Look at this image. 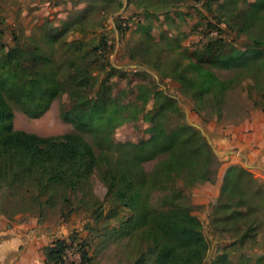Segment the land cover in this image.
Segmentation results:
<instances>
[{
  "label": "trees",
  "instance_id": "trees-1",
  "mask_svg": "<svg viewBox=\"0 0 264 264\" xmlns=\"http://www.w3.org/2000/svg\"><path fill=\"white\" fill-rule=\"evenodd\" d=\"M249 7L234 25L222 28L215 16L208 18V22L220 32L233 31L241 25L238 31L241 33L253 23L264 25V0H256ZM3 32L0 28V35ZM53 39L45 47L37 43L28 60L23 58L26 52L17 41L8 44V51L0 55V187L8 194L24 190L38 202L41 196L52 197L57 190L64 194L75 191L98 169L108 188L107 196L114 202L108 218H120L119 209L134 212L125 225L127 229H137L146 241V247L130 264H204L209 242L188 197L192 187L212 181L219 167L207 138L190 124H171L170 118L179 115L180 108L162 90L150 92L158 105L154 114L137 112L131 117L124 116V107L110 96L112 87L108 81L113 67L103 68L102 79L95 75L91 67L102 57L97 59V48L87 50L84 41H63V46L76 56L70 60L67 73L59 76L56 60L45 50L54 49ZM255 39L246 47L238 39L227 42L219 38L207 46V53L214 55L210 60L173 65L172 75L192 98L195 111L222 118L225 97L242 83L238 73L222 79L213 68L245 71L243 81L247 79L256 95L264 99V37ZM96 84L100 89L95 88ZM66 93L71 106L61 108V117L73 126L72 132L44 137L14 127L10 101L29 117L39 118L55 99ZM258 105L259 102H254V106ZM141 115L151 124L150 137L139 142H116L115 129ZM152 160L156 162L147 172L143 164ZM146 187L166 194L157 206L148 205L138 212ZM248 190L252 198H264V183L242 165H231L214 204V222L218 227L223 225L224 232L233 230L232 222L243 221V226L248 225L241 242L254 225L245 197ZM234 245L231 242L230 246ZM67 250L66 240H54L45 248V264H70L65 259ZM231 254L227 250L219 260H230ZM82 256L81 264L87 263L85 252Z\"/></svg>",
  "mask_w": 264,
  "mask_h": 264
},
{
  "label": "rangeland",
  "instance_id": "rangeland-1",
  "mask_svg": "<svg viewBox=\"0 0 264 264\" xmlns=\"http://www.w3.org/2000/svg\"><path fill=\"white\" fill-rule=\"evenodd\" d=\"M255 1L0 0V28L4 31L0 35V55L8 51V44L13 45L17 41L26 52L23 58L28 60L37 43L45 47L54 38V49L46 47L45 50L53 55L57 73L63 76L70 60L76 56L63 46V41H84L88 45L87 50L97 48V59L102 57L91 67L95 75L102 79L105 76L103 68L113 67L108 81L112 87L110 96L124 107V116L131 117L137 112L154 114L158 105L150 92L162 90L180 108L179 115L170 118L171 124H190L203 133L213 148L211 135L220 134L226 125L247 117L252 111L264 110V99L256 95L247 79L243 81L247 74L245 71L213 68L222 79L238 73L242 83L225 97L222 118L208 112L199 113L195 111L194 102L183 84L173 77V65L185 66L199 59L210 60L214 55L207 53V46L219 38L227 42L238 39L248 47L257 41L255 36L264 37V25L261 23H253L239 33L241 25L235 26L233 31L220 32L208 22V18L215 16L222 28L227 24L234 25L235 21H241L243 12ZM258 40L263 42L261 38ZM95 88L100 89V85L96 84ZM254 102H259V105L254 106ZM10 103L14 110V127L18 130L44 137L74 130L61 117V108L71 106L67 93L55 99L39 118L29 117L14 101ZM150 127L149 121L141 115L118 126L113 137L119 143L139 142L150 137ZM86 138L92 143L90 136L86 135ZM217 161L219 167L212 181L192 187L188 197L193 213L203 223L209 242L204 264H264V198H252L249 190L245 196L251 207L249 219L254 221V225L243 242L241 235L248 227L243 226V221L238 224L232 222L233 230L230 232H224V226L218 227L214 222V204L220 195L225 172L229 166L236 165L231 164L221 171L222 161L218 156ZM155 162L144 163V169L151 171ZM253 176L264 183L255 173ZM107 193L108 188L98 169L75 191L64 194V191L57 190L52 197L41 196L38 202L24 190L8 194L4 187H0L2 229L8 230V225H33L39 233H46L52 242L66 240L70 264H81L84 252L88 260L84 264H130L146 247V241L137 229H127L125 225L135 215L134 212L119 209L120 218H108L114 202ZM165 194L146 187L141 193L138 212L148 205L157 206ZM233 241L235 245L230 246ZM227 250L232 252L231 258L222 262L219 256ZM39 251L30 249L23 252V264H41Z\"/></svg>",
  "mask_w": 264,
  "mask_h": 264
},
{
  "label": "crops",
  "instance_id": "crops-1",
  "mask_svg": "<svg viewBox=\"0 0 264 264\" xmlns=\"http://www.w3.org/2000/svg\"><path fill=\"white\" fill-rule=\"evenodd\" d=\"M222 131L211 135L214 151L222 161L221 171L231 164H241L264 180V110L252 111ZM3 225L0 218V264H23V252L30 249H40L39 262L45 264L43 249L52 243L46 233L27 224L8 225L5 231Z\"/></svg>",
  "mask_w": 264,
  "mask_h": 264
},
{
  "label": "built area",
  "instance_id": "built-area-1",
  "mask_svg": "<svg viewBox=\"0 0 264 264\" xmlns=\"http://www.w3.org/2000/svg\"><path fill=\"white\" fill-rule=\"evenodd\" d=\"M67 253H68V250L66 251V256H65V259L67 260Z\"/></svg>",
  "mask_w": 264,
  "mask_h": 264
}]
</instances>
